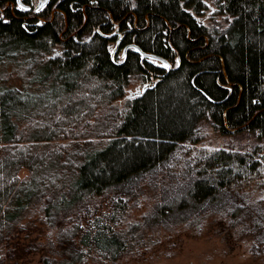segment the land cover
<instances>
[{
  "label": "trees",
  "instance_id": "16d2710c",
  "mask_svg": "<svg viewBox=\"0 0 264 264\" xmlns=\"http://www.w3.org/2000/svg\"><path fill=\"white\" fill-rule=\"evenodd\" d=\"M215 2L225 26L200 19L205 0H0V243L40 204L58 227L44 264L116 260L137 229L115 227L124 196L173 164L143 225L247 212L261 238L264 199L241 190L264 186V148L198 145V123L264 133V0ZM134 78L156 82L115 104Z\"/></svg>",
  "mask_w": 264,
  "mask_h": 264
},
{
  "label": "rangeland",
  "instance_id": "374dc122",
  "mask_svg": "<svg viewBox=\"0 0 264 264\" xmlns=\"http://www.w3.org/2000/svg\"><path fill=\"white\" fill-rule=\"evenodd\" d=\"M43 1L33 0V3L38 5ZM205 2L200 19L209 25H227L231 17L220 11L215 0ZM146 82L149 81L132 79L126 86L124 97L115 99L114 103L121 106L125 97L140 90ZM198 129L203 134L198 145L208 148L246 150L257 145L264 148V133L259 134L255 130L222 132L209 118L200 120ZM178 171L179 165L173 164L156 178L142 181L137 193L124 196L127 207L115 227L130 235L131 228L136 226L135 235H131L134 243L132 248L116 260H100L92 252L85 264H263L264 219L263 233L258 238V232L247 212H242L236 220H232L224 211H217L170 225L142 224L143 216L161 200L163 191L175 183ZM27 173V168L19 171L20 176ZM241 191V198L246 203L255 204L264 199V186L257 184L256 180H252ZM98 202V213L111 212V197H102ZM21 224L25 225L23 231L16 233L11 241L0 243V264H44L45 257H59L58 227L45 221L40 204L29 210Z\"/></svg>",
  "mask_w": 264,
  "mask_h": 264
},
{
  "label": "water",
  "instance_id": "95a60500",
  "mask_svg": "<svg viewBox=\"0 0 264 264\" xmlns=\"http://www.w3.org/2000/svg\"><path fill=\"white\" fill-rule=\"evenodd\" d=\"M134 46H135L139 51H141L143 55H149V56H152V57H154V58H158V56L155 55V54H151V53L143 52L137 44H135ZM125 50H126V48L124 49V52H125ZM163 61H164L165 65H166L167 67L170 66V64H169L166 60H163ZM155 82H156L155 80H151V81H149V82H146V83H144V84L141 86V89H140V90H137L136 92H133V93H131V94H135V93H138V92L144 91V90H146L149 86H153V85L155 84Z\"/></svg>",
  "mask_w": 264,
  "mask_h": 264
}]
</instances>
